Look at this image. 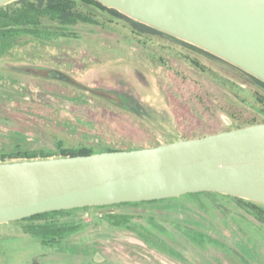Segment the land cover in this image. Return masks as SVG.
<instances>
[{
  "label": "rangeland",
  "instance_id": "1",
  "mask_svg": "<svg viewBox=\"0 0 264 264\" xmlns=\"http://www.w3.org/2000/svg\"><path fill=\"white\" fill-rule=\"evenodd\" d=\"M25 67L60 70L119 105ZM254 91L223 67L123 22L20 36L0 44V152L145 147L232 130L235 118L264 120L244 103L254 105ZM219 195L175 204L182 211L173 219L134 209L120 227L79 212L84 226L59 245H42L16 221L0 224V264H264V226L246 203Z\"/></svg>",
  "mask_w": 264,
  "mask_h": 264
},
{
  "label": "water",
  "instance_id": "2",
  "mask_svg": "<svg viewBox=\"0 0 264 264\" xmlns=\"http://www.w3.org/2000/svg\"><path fill=\"white\" fill-rule=\"evenodd\" d=\"M13 1L0 0V8ZM95 1L264 82V0ZM22 72L117 101L57 69ZM200 192L264 205V123L152 148L0 163V224L51 211Z\"/></svg>",
  "mask_w": 264,
  "mask_h": 264
},
{
  "label": "trees",
  "instance_id": "3",
  "mask_svg": "<svg viewBox=\"0 0 264 264\" xmlns=\"http://www.w3.org/2000/svg\"><path fill=\"white\" fill-rule=\"evenodd\" d=\"M123 22L134 33L147 36L152 39L163 40L198 55L201 59L207 60L217 66L234 73L245 83L250 85L253 92L252 103L256 106L253 111L264 115V82L244 72L243 70L231 65L230 63L194 46L179 40L169 34L137 22L115 9L107 8L95 0H16L0 8V44L14 43L17 37L30 36L34 39H41L43 36L59 35L67 36L73 34L76 29L85 26L90 29H109L113 23ZM198 67V63L190 60ZM230 113V110L227 112ZM233 114V113H232ZM235 118L234 114L232 115ZM234 119L236 128H241L253 124L264 123L247 122ZM233 122V121H232ZM231 124V123H230ZM226 129L224 131H228ZM223 132V131H220ZM207 134L188 135L184 139H193L206 136ZM171 143V142H169ZM160 144H150L149 146H126V147H107L99 150H92L84 146L62 147L57 145L53 152L44 150H24L15 147L9 151L0 152V163L15 162L25 160L49 159L58 157H68L75 155H88L98 152L116 150H134L142 148H152ZM219 195L213 192L189 193L179 197L143 201L129 202L103 206H87L69 210L51 211L33 215L16 222L24 224L23 229L26 233L34 235L42 245H59L64 237L79 231L84 225L77 213L94 212L95 216L104 219L109 225L122 226L127 224L134 214V209H140V213L155 215L160 218L166 215L167 218H174L179 211H182L175 204H184L186 199H197L200 196ZM221 196V195H219ZM239 202L246 203L253 210L254 215L261 225L264 226V205L245 201L244 199L232 197ZM119 210V211H118ZM160 213V214H158Z\"/></svg>",
  "mask_w": 264,
  "mask_h": 264
},
{
  "label": "flooded vegetation",
  "instance_id": "4",
  "mask_svg": "<svg viewBox=\"0 0 264 264\" xmlns=\"http://www.w3.org/2000/svg\"><path fill=\"white\" fill-rule=\"evenodd\" d=\"M196 55V54H195ZM198 56V55H197ZM199 57V56H198ZM253 87V86H252ZM99 98H101V97H99ZM103 100H105V101H107V102H111V104H113V103H116V104H118L119 105V102H118V99H117V101H112V100H109V99H105V98H102ZM240 101H242V100H240ZM247 105V104H246ZM252 106H254L255 107V105H252ZM251 108V107H250ZM251 109H256V107L255 108H251Z\"/></svg>",
  "mask_w": 264,
  "mask_h": 264
}]
</instances>
